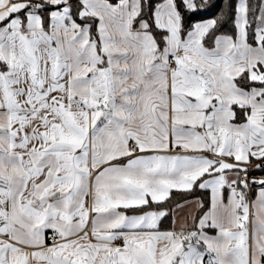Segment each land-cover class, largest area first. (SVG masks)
Wrapping results in <instances>:
<instances>
[{"label":"snow or ice","instance_id":"6c2138e0","mask_svg":"<svg viewBox=\"0 0 264 264\" xmlns=\"http://www.w3.org/2000/svg\"><path fill=\"white\" fill-rule=\"evenodd\" d=\"M256 170L264 0H0V264H264Z\"/></svg>","mask_w":264,"mask_h":264},{"label":"trees","instance_id":"16d2710c","mask_svg":"<svg viewBox=\"0 0 264 264\" xmlns=\"http://www.w3.org/2000/svg\"><path fill=\"white\" fill-rule=\"evenodd\" d=\"M221 2H222V0H221ZM257 175L258 176L259 175H264V170H256V171H251L250 172V176H256L257 177ZM171 197H172V204L173 205H177V204H179V203H181L183 201H186L188 199L193 198L192 196H189V195H187V194H185V193H183L181 191H173L171 193Z\"/></svg>","mask_w":264,"mask_h":264},{"label":"crops","instance_id":"0c3cea01","mask_svg":"<svg viewBox=\"0 0 264 264\" xmlns=\"http://www.w3.org/2000/svg\"><path fill=\"white\" fill-rule=\"evenodd\" d=\"M253 163H260V161H257V160H255V159H253ZM259 176H261V175H259ZM258 175H257V177H259ZM252 176H250V178H251ZM173 191H178V190H172V192ZM193 198H191V199H188V200H186V201H190V200H192ZM186 201H183V202H181V203H179V204H177V205H180V204H182V203H184V202H186ZM178 219L179 218H181L183 215H184V213L187 211V209H183V210H180L179 208H178Z\"/></svg>","mask_w":264,"mask_h":264},{"label":"built area","instance_id":"2783aa9c","mask_svg":"<svg viewBox=\"0 0 264 264\" xmlns=\"http://www.w3.org/2000/svg\"><path fill=\"white\" fill-rule=\"evenodd\" d=\"M260 163H262V162L260 161ZM253 164H255V163H253Z\"/></svg>","mask_w":264,"mask_h":264}]
</instances>
